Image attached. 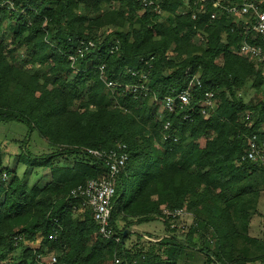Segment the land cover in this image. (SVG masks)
I'll use <instances>...</instances> for the list:
<instances>
[{
	"label": "trees",
	"instance_id": "1",
	"mask_svg": "<svg viewBox=\"0 0 264 264\" xmlns=\"http://www.w3.org/2000/svg\"><path fill=\"white\" fill-rule=\"evenodd\" d=\"M12 1L13 9L0 6V124L23 125L52 153L33 155L26 138L20 176L0 149V264H46L51 255L56 264H178L186 249L206 264H264L238 250L236 224L241 214L248 222L243 207L253 200L243 185L264 175L246 158L253 138L264 148V66L240 48L264 51V39L213 0H164L160 13L141 0ZM251 1L264 11V0ZM81 42L95 48L72 65ZM185 90L187 107L160 112ZM121 145L128 161L112 200L116 244L71 193L108 174L88 151ZM37 170L51 182L30 187L26 174ZM183 209L193 222L180 236L163 211ZM153 222L167 237L132 233Z\"/></svg>",
	"mask_w": 264,
	"mask_h": 264
},
{
	"label": "built area",
	"instance_id": "2",
	"mask_svg": "<svg viewBox=\"0 0 264 264\" xmlns=\"http://www.w3.org/2000/svg\"><path fill=\"white\" fill-rule=\"evenodd\" d=\"M164 0H141L144 8L154 7L157 12H161L160 3ZM171 1V0H166ZM187 2L188 0H183ZM209 0H200L205 3ZM214 9L226 11L228 14L236 17L238 20H243L247 26V31L254 33L264 39V11L251 0H213ZM0 6H8L13 9L12 0H3ZM214 18V17H213ZM95 48L93 43L86 45L85 42L80 43V48L75 56H71L69 61L74 65L78 58L84 57L89 49ZM240 54L244 57L250 58L264 66V51L260 47L248 45L246 43L240 48ZM103 69V68H102ZM108 89L113 90L117 85L113 82H106ZM129 93L136 94V98L142 96L145 98L148 95V90L143 86H126ZM191 95L189 90H185L176 96L167 97L163 101L160 112L173 113L177 108L187 107L190 103ZM200 107L202 114L208 116V110L213 108V95L206 94L205 100L201 102ZM170 124L165 125V130L170 128ZM176 141V140H175ZM93 157L102 160L108 167L107 176L100 180H92L85 186L73 190L71 195L75 198L81 199L83 209L90 210L93 220L98 227V234L103 240L113 241L119 244L121 239L114 235L111 226V211L112 200L115 195L117 178L128 161V154L126 153V146H118L116 150L112 151H88ZM246 158L252 163L264 169V148L257 144L255 138L250 143ZM191 213L187 210L168 211L164 210L163 215L171 218L173 221L182 219V217L190 216ZM172 221V222H173ZM173 224V223H172ZM172 228L176 227L174 224ZM264 237V225H263ZM46 264H56L57 257L51 255L43 259ZM115 264H120L118 259H115Z\"/></svg>",
	"mask_w": 264,
	"mask_h": 264
},
{
	"label": "rangeland",
	"instance_id": "3",
	"mask_svg": "<svg viewBox=\"0 0 264 264\" xmlns=\"http://www.w3.org/2000/svg\"><path fill=\"white\" fill-rule=\"evenodd\" d=\"M29 131L26 127L20 124H0V149L3 156L4 165L10 168H18V173L20 176H23L26 170L24 165H18V157L22 153L23 150V141L27 138ZM27 144L25 149L29 150L35 156H43L51 154L52 151L48 148L47 143L42 140L37 133L30 134V137L27 138ZM26 179L30 187L38 186L44 187L49 182H51V175L48 170H37V171H28L26 174ZM243 190L250 191L246 196L255 198V204H259L260 206H256L253 210L250 211V216H252V227L250 234L255 236V243L257 247L256 251L253 253H245L244 255L249 258H257L264 256V237H263V225L264 221L260 224L261 220L264 219V175L257 173L251 179H249L244 185ZM256 192V194H254ZM261 192V193H260ZM258 193V194H257ZM257 200V201H256ZM193 222V216L182 217L173 223L178 227L179 233L178 235L183 236L182 233H186L188 227ZM250 222V223H251ZM237 227L240 233L243 231L242 223L243 221H236ZM147 226V227H146ZM160 227L158 229L160 235H166L165 227L160 222H153L145 225L146 228L149 227ZM165 233V234H164ZM261 234V239L258 238ZM167 236V235H166ZM153 243L157 241L151 240ZM238 247L244 246V238H240L237 242ZM252 246V245H250ZM260 246V247H259ZM179 264H206V257L198 252L193 250L185 251L180 259ZM208 264V263H207ZM261 264V263H257Z\"/></svg>",
	"mask_w": 264,
	"mask_h": 264
},
{
	"label": "crops",
	"instance_id": "4",
	"mask_svg": "<svg viewBox=\"0 0 264 264\" xmlns=\"http://www.w3.org/2000/svg\"><path fill=\"white\" fill-rule=\"evenodd\" d=\"M254 201H255V198H253V200H251V202H254ZM251 202L247 201L246 202L247 203L246 206L243 207V209L246 210L247 213H250V211L253 210L257 205L260 206V203L259 204H255V203H251ZM243 217H244V215H242V214L238 215L237 220L239 219V221H241V222L243 221V223H242L243 231L241 232V235H242V238L246 239V241L244 242V246H242L241 248L238 247L239 248L238 250L239 251H243L244 253H249L250 254V253H253L254 251H256L255 248L257 247V244L255 243V238L256 237L250 234L251 227H252V224H253V222H251V221H252L253 217L249 216L248 219H247L248 222H246V218H243ZM262 221H264V219L261 220L260 224L262 223ZM146 227H145V225L134 227L133 230H132V233H138V234H140L142 236H153V237H151L152 238L151 240L157 241V242L159 241L158 239H162V238L167 237L166 236L167 235L166 229H165L166 235H160L159 234L160 231H158V229L160 228L159 226L158 227L154 226V227H149V228H146ZM260 236H261V234L259 235L258 238L261 239L262 236L261 237ZM250 245H252V246H250ZM187 250H190V249H186L185 251H187ZM195 252H197V251H195ZM179 262H180V260H179ZM179 262H178V264H179Z\"/></svg>",
	"mask_w": 264,
	"mask_h": 264
},
{
	"label": "water",
	"instance_id": "5",
	"mask_svg": "<svg viewBox=\"0 0 264 264\" xmlns=\"http://www.w3.org/2000/svg\"><path fill=\"white\" fill-rule=\"evenodd\" d=\"M127 233V232H126Z\"/></svg>",
	"mask_w": 264,
	"mask_h": 264
}]
</instances>
